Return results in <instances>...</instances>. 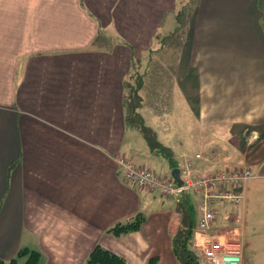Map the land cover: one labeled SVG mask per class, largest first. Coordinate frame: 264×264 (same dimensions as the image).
Returning a JSON list of instances; mask_svg holds the SVG:
<instances>
[{
	"label": "crops",
	"instance_id": "1",
	"mask_svg": "<svg viewBox=\"0 0 264 264\" xmlns=\"http://www.w3.org/2000/svg\"><path fill=\"white\" fill-rule=\"evenodd\" d=\"M176 13L177 0H0L1 260L26 248L40 264H84L99 245L127 264H178L182 202L126 183L116 162L164 168L126 138L124 95L139 75L142 98ZM192 24L169 89L172 105L195 98L202 134L173 161L219 154L221 169L251 172L244 264H264V0H197ZM137 214L139 231L105 233Z\"/></svg>",
	"mask_w": 264,
	"mask_h": 264
},
{
	"label": "built area",
	"instance_id": "2",
	"mask_svg": "<svg viewBox=\"0 0 264 264\" xmlns=\"http://www.w3.org/2000/svg\"><path fill=\"white\" fill-rule=\"evenodd\" d=\"M219 154L198 153L180 166L182 186L172 178L117 158L126 183L178 200L183 193L195 199L194 247L205 264H244V221L240 207L244 187L253 177L246 169H221ZM220 167V168H219Z\"/></svg>",
	"mask_w": 264,
	"mask_h": 264
},
{
	"label": "rangeland",
	"instance_id": "3",
	"mask_svg": "<svg viewBox=\"0 0 264 264\" xmlns=\"http://www.w3.org/2000/svg\"><path fill=\"white\" fill-rule=\"evenodd\" d=\"M196 4L197 0H177L178 14L176 13L173 17V33L167 34V38H164L166 34H163L158 39L159 44L165 41V48L158 51L160 53L155 57L152 65L147 62V66H145V68L149 67V82L147 81L148 85L142 98L138 92L140 105H138V111L130 122L129 127L132 128L128 129L126 136V138H131L129 141H132V144H136L135 149L146 150L148 148L149 153L153 152L161 157L164 168L162 169L161 166L158 168L159 164L157 163L155 165L161 176L165 174L168 167L170 169V160L165 156L168 149L172 148V151L169 150L171 154H177L180 148L179 143L182 142L186 145L184 147H189L191 150L193 146L190 144V140L196 134H202L201 129L198 128L197 101L195 98L184 97L183 101L186 102L184 106L181 101L182 98L175 93L173 94L174 102L172 105L169 89L172 76L180 73L183 59H188L192 22L196 16ZM186 66L187 64L184 65V68ZM130 85L132 86L131 90L138 87L137 76L133 77ZM131 105H135L134 100ZM146 135L152 138L151 144L149 141L147 142ZM127 142L128 139L126 140V149H129ZM165 163L169 166L167 167ZM169 172L165 176H168ZM156 198L158 197L156 196ZM144 203L145 208L149 206L146 202ZM175 226L177 225H173V229Z\"/></svg>",
	"mask_w": 264,
	"mask_h": 264
},
{
	"label": "trees",
	"instance_id": "4",
	"mask_svg": "<svg viewBox=\"0 0 264 264\" xmlns=\"http://www.w3.org/2000/svg\"><path fill=\"white\" fill-rule=\"evenodd\" d=\"M133 77H136V75L130 76V79H133ZM137 79H138V87L134 90H131L132 86L130 85V83H128L126 87V93L124 95V99L126 102V112H127L126 123L128 125H130V122L133 120V117L136 115V112L138 111V105H140V103H138L139 102L138 92L142 84L141 76L137 75ZM133 100L135 101L134 106L131 105ZM146 138H147V142L149 141V144H151L152 138H149L147 135ZM169 150L170 149H168L167 151V155L165 154L164 155L167 157L168 160H170L169 173H171L172 169L177 168L178 165L176 164V162L173 161V157L170 152L171 150L170 151ZM169 173L168 176H161L157 173L156 174L161 177L171 178L169 176ZM190 195L192 194L183 193L179 198V204H181L182 202V204L180 205L181 212L179 214V223L176 232L174 235H172L171 238L172 252L178 264H205V261L201 253L194 247V230L196 226V222H195L196 214H195L194 206L196 204V201L193 202ZM143 222H144L143 216L141 214H137L136 216L130 218L129 220L116 223L115 225L110 227L105 233L112 237L122 239L128 236L130 233L139 231ZM0 264H40V253L26 248L20 249L17 252V255L9 261H4L0 259ZM84 264H127V262L123 258L101 248L99 245H96L92 250V252L90 253V255L88 256V258L86 259Z\"/></svg>",
	"mask_w": 264,
	"mask_h": 264
},
{
	"label": "water",
	"instance_id": "5",
	"mask_svg": "<svg viewBox=\"0 0 264 264\" xmlns=\"http://www.w3.org/2000/svg\"><path fill=\"white\" fill-rule=\"evenodd\" d=\"M179 174H180L179 170L177 168H175V169H172L170 175H171L172 179H174V181L176 182V184L178 186H181L182 182H181V180L179 178Z\"/></svg>",
	"mask_w": 264,
	"mask_h": 264
},
{
	"label": "bare ground",
	"instance_id": "6",
	"mask_svg": "<svg viewBox=\"0 0 264 264\" xmlns=\"http://www.w3.org/2000/svg\"><path fill=\"white\" fill-rule=\"evenodd\" d=\"M143 169V168H142ZM180 169V168H179ZM178 186V185H177ZM181 186H182V184H181Z\"/></svg>",
	"mask_w": 264,
	"mask_h": 264
}]
</instances>
